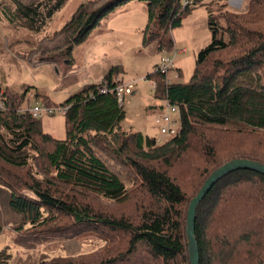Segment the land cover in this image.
<instances>
[{
  "label": "trees",
  "instance_id": "1",
  "mask_svg": "<svg viewBox=\"0 0 264 264\" xmlns=\"http://www.w3.org/2000/svg\"><path fill=\"white\" fill-rule=\"evenodd\" d=\"M67 1L8 0L1 6L2 16L8 24L23 21L38 32ZM128 1L145 3L144 44L170 51L172 30L203 0L183 8L181 0H109L93 10L83 3L60 31L67 57L102 17ZM203 6L211 41L197 53L189 81L169 84L166 74L157 71L145 76L156 84V98L178 107L180 129L164 142L121 128L126 114L114 93L120 83L115 77L124 73L119 65L55 106L66 108L63 140L44 133L40 119L18 113L27 90H5L7 109L0 111L5 205L26 225L49 227L57 213L73 220L79 233L89 230L102 242L89 255L51 257L39 264H188L184 221L186 226L189 203L204 180L232 159L264 164V0H247L241 13L228 11L225 3ZM105 144L119 157L132 159L128 175L101 156ZM36 157L50 178L35 181L30 164ZM22 172L27 174L22 177ZM53 184L86 194V199L93 194L111 206L101 210L88 200L65 201ZM23 187L33 196L22 195ZM195 214L198 264H264V175L247 169L232 172L203 197ZM7 261L2 250L0 264Z\"/></svg>",
  "mask_w": 264,
  "mask_h": 264
},
{
  "label": "rangeland",
  "instance_id": "2",
  "mask_svg": "<svg viewBox=\"0 0 264 264\" xmlns=\"http://www.w3.org/2000/svg\"><path fill=\"white\" fill-rule=\"evenodd\" d=\"M18 1L29 3L39 0ZM108 1L68 0L50 22L35 32L23 24V21L8 24L2 16L1 8L3 4H8V0H0V89L4 92L7 89L10 94H21L27 90L20 109L35 104H52L49 107L54 108L73 93L80 91L84 85L98 83L109 68L119 65L124 73L118 74L115 80L120 83L135 82L133 93L122 99L126 116L121 122V128L128 132H141L143 136L164 142L168 137L160 133L154 120L160 106L165 105V100L153 95L152 82L144 77L154 71L160 58L171 57L173 65L166 74L168 83L188 82L194 71L197 53L211 41L203 5L212 2L225 3V9L228 11L241 13L246 10L247 0H242L241 7L229 6L225 0H203L198 3L183 19L182 26L172 30L170 35L173 47L170 51L157 50L155 43L144 44L143 32L147 22L145 3L128 1L102 17L84 41L73 46L67 57L65 37L60 33L64 25L81 4L84 3L93 10ZM8 7L13 11V6ZM182 50L183 52H180ZM55 55L59 56L58 60L54 58ZM54 59L56 61L53 62ZM158 106L159 109L154 111L155 113L147 111L150 107ZM38 119L44 133L55 140L65 139V119L62 113L56 111L53 115L42 114ZM39 144L44 146L40 142ZM99 151L114 170L128 175L132 159L119 157L112 147L106 144L101 146ZM30 165L35 181H42L44 177L50 178V175L44 173L47 168L39 158L32 159ZM196 165L200 169L203 167V164L201 166L197 161ZM26 174L27 172H22V176L19 173L22 177ZM53 185L61 193L60 198L65 201L87 204L88 200L94 208L101 210H107L111 206L93 194L86 199L82 196L86 194H80L62 184ZM19 190L22 195L33 196L32 192L24 187ZM186 191L189 196L190 193ZM5 196L6 194L0 191V252L5 250L8 254L7 264H39L41 259L51 257L84 256L102 247V242L93 238L89 230L79 233L73 226V220L57 213L54 214L57 220L49 227L26 225L25 218L13 213L5 205ZM20 229L23 231L18 232ZM184 241L186 243L185 238ZM22 242L29 246L21 245Z\"/></svg>",
  "mask_w": 264,
  "mask_h": 264
},
{
  "label": "built area",
  "instance_id": "3",
  "mask_svg": "<svg viewBox=\"0 0 264 264\" xmlns=\"http://www.w3.org/2000/svg\"><path fill=\"white\" fill-rule=\"evenodd\" d=\"M229 6H238L241 7L242 0H225ZM194 0H181V8L185 6H192ZM180 52H183L180 51ZM173 65V59L171 57H163L160 58L158 63H156L154 67V71L167 74L170 71L171 66ZM145 79V77H144ZM134 81L127 82V83H119L114 88L115 96L118 100V102L122 105L123 103V97L128 96L133 93L134 90ZM152 89L153 91L156 88V84L153 82ZM101 92H105V88H102L100 90ZM7 109L6 104V96L4 94V91L0 89V111H5ZM66 108L61 107H49L45 105H38L35 104L32 107H27L26 109H19L18 113H28L31 117L38 119L42 114H48L53 115L56 111L60 113H64ZM175 116L177 117L175 119ZM180 116L178 113V107L175 105H170L167 100H165V105L161 106L159 112L157 113L154 122L156 123L157 128H159V131L162 135L171 138L172 136L176 135L180 129L179 127V121ZM161 142V140L159 141Z\"/></svg>",
  "mask_w": 264,
  "mask_h": 264
},
{
  "label": "water",
  "instance_id": "4",
  "mask_svg": "<svg viewBox=\"0 0 264 264\" xmlns=\"http://www.w3.org/2000/svg\"><path fill=\"white\" fill-rule=\"evenodd\" d=\"M251 170L258 174L264 175V164L250 159H232L221 166L217 167L203 182L202 187L197 194L191 198L187 209V218L185 226L186 243H187V257L189 258V264H198V246L194 238V222L195 212L198 205L202 202L203 197L217 184L222 178L232 174L238 170Z\"/></svg>",
  "mask_w": 264,
  "mask_h": 264
},
{
  "label": "crops",
  "instance_id": "5",
  "mask_svg": "<svg viewBox=\"0 0 264 264\" xmlns=\"http://www.w3.org/2000/svg\"><path fill=\"white\" fill-rule=\"evenodd\" d=\"M107 73V72H106ZM178 73H179V70H178ZM100 80V79H99ZM98 80V81H99ZM123 80H124V78H123ZM94 83V82H93ZM97 83V82H96ZM92 84V83H91ZM152 91H153V89H152ZM154 92V91H153ZM161 107V106H160ZM157 109H159V106L158 107H150V108H148L147 109V111H149V112H151V113H155L154 111H156ZM125 113V112H124ZM126 116V115H125ZM141 135H142V133L141 132H139ZM143 136V135H142Z\"/></svg>",
  "mask_w": 264,
  "mask_h": 264
}]
</instances>
